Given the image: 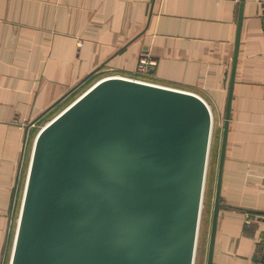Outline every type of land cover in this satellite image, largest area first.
Returning <instances> with one entry per match:
<instances>
[{"label": "crops", "instance_id": "1", "mask_svg": "<svg viewBox=\"0 0 264 264\" xmlns=\"http://www.w3.org/2000/svg\"><path fill=\"white\" fill-rule=\"evenodd\" d=\"M239 11L240 0H0V264L10 258L30 121L94 68L131 75L147 52L149 80L201 96L221 119V140ZM263 242L264 0H244L211 264H264Z\"/></svg>", "mask_w": 264, "mask_h": 264}, {"label": "water", "instance_id": "2", "mask_svg": "<svg viewBox=\"0 0 264 264\" xmlns=\"http://www.w3.org/2000/svg\"><path fill=\"white\" fill-rule=\"evenodd\" d=\"M243 2L205 264L212 262ZM211 131L212 112L195 92L118 74L98 78L34 136L8 264H193Z\"/></svg>", "mask_w": 264, "mask_h": 264}, {"label": "rangeland", "instance_id": "3", "mask_svg": "<svg viewBox=\"0 0 264 264\" xmlns=\"http://www.w3.org/2000/svg\"><path fill=\"white\" fill-rule=\"evenodd\" d=\"M104 74H105L104 71H97L91 77H88L84 82L78 85L74 90H72L68 95H66L63 99H61L52 108H50L40 118H38L36 122H34L32 135L35 136L38 129L46 121H48L51 117H53L58 111H60L64 106H66L82 91H84L89 85H91L98 78L102 77V75ZM219 121H221V119L216 115V113L212 114V131L210 137V145L208 151V159H207L206 174L204 179L202 200L200 205L193 264H205L206 261L212 207H213L214 186H215L214 162L217 159L219 146H220L219 140H220L221 124Z\"/></svg>", "mask_w": 264, "mask_h": 264}, {"label": "built area", "instance_id": "4", "mask_svg": "<svg viewBox=\"0 0 264 264\" xmlns=\"http://www.w3.org/2000/svg\"><path fill=\"white\" fill-rule=\"evenodd\" d=\"M156 63L155 58H153L150 54L147 52H143L136 63L135 69L132 72L131 75H126L127 77L138 79V80H143V81H148V82H153L149 80L148 75H149V67L153 66Z\"/></svg>", "mask_w": 264, "mask_h": 264}]
</instances>
